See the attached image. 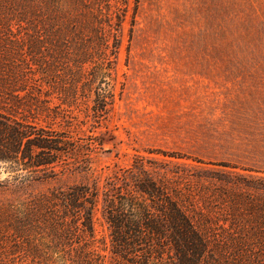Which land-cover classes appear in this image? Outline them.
<instances>
[{"label": "rangeland", "instance_id": "1", "mask_svg": "<svg viewBox=\"0 0 264 264\" xmlns=\"http://www.w3.org/2000/svg\"><path fill=\"white\" fill-rule=\"evenodd\" d=\"M53 3L0 0L2 75L19 94H1L0 108L68 147L29 172L0 161V205L93 185L94 250L125 264L111 251L105 194L129 190L153 212L158 194L137 190L154 185L223 256L232 223L264 220V0H63L55 21ZM73 23L91 38L84 54L61 29Z\"/></svg>", "mask_w": 264, "mask_h": 264}, {"label": "trees", "instance_id": "2", "mask_svg": "<svg viewBox=\"0 0 264 264\" xmlns=\"http://www.w3.org/2000/svg\"><path fill=\"white\" fill-rule=\"evenodd\" d=\"M84 1L73 0L86 7ZM62 2L54 0L45 7L50 20L61 17ZM95 9L100 12L102 7L96 5ZM91 15L92 33L103 47L107 36L97 15L93 12ZM75 26L77 23L67 24L61 29L76 36L79 32ZM59 27L55 25V29ZM81 35L77 34L80 47L76 55L84 54V42L91 41L87 38L82 42ZM3 71L0 65V88H5L9 81L7 73L2 75ZM13 79L7 89H0V97L2 94L9 99L19 98L10 85ZM53 133L52 129L38 127L0 108V161L16 165L15 171L26 172L57 162L59 155L67 153V141ZM137 191L158 194L153 212L129 190L114 198L105 194L104 199L111 251L125 264H264V220L237 221L239 226L232 223V231L224 242L225 253L217 256L188 215L161 188L157 191L154 185L148 189L138 186ZM96 198L93 185H75L17 204L0 205V264H102L93 247ZM166 235L168 241L164 243ZM167 244L172 257L169 252L168 257L165 255Z\"/></svg>", "mask_w": 264, "mask_h": 264}]
</instances>
